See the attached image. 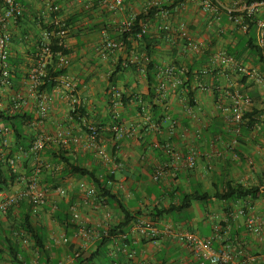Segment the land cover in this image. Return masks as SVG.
<instances>
[{"label":"crops","instance_id":"0c3cea01","mask_svg":"<svg viewBox=\"0 0 264 264\" xmlns=\"http://www.w3.org/2000/svg\"><path fill=\"white\" fill-rule=\"evenodd\" d=\"M154 1L157 6L153 8L158 9L156 22L147 24L146 28L151 33L164 36L156 45L153 57L159 64L156 91L159 93L160 86H163L167 95L165 100L157 97L156 111L147 102L144 103L142 112L137 109L135 101L127 107H114V88L109 78L120 57L125 58L126 53L122 49L106 56L102 53L105 37L113 38L109 29L119 33L124 21L129 20L133 14L152 8L146 0H125L121 11L106 10L104 21L108 25L107 30L75 35L74 29L77 25H72V36L67 40L73 45L74 51L70 55L71 62L67 67L66 77L76 86L77 96L82 100L89 116V119L84 117L81 120L82 126L89 121L102 127V140L111 152L113 139L110 131L113 125L120 121L127 131L113 154L122 162L123 167L114 175L112 188L136 218L143 217L140 216L141 213L153 209L164 210L171 205H179L185 194L196 190L214 192L216 189L222 190L227 182L259 185L264 181V69L262 64L250 55L248 44L251 35L233 24L224 11L219 19H215L196 3L173 7L174 0ZM220 1L226 3L231 0ZM40 2L39 6H34L32 0H25V5H29L26 18L20 21L9 20L7 25L12 36L13 72L21 71L25 78L37 60L38 43L42 37L41 24L38 22L42 21L45 26L52 23L50 15L43 8L44 0ZM96 3L100 5L99 2ZM68 7H71L69 11ZM100 7L103 8L101 5ZM64 8L67 19L72 15L82 14L86 9L81 0H74L73 6L70 4ZM101 9L96 11L98 16ZM261 13L264 14V8ZM79 20L80 23L87 22L83 16H80ZM164 25L169 26V30L162 31L160 28ZM189 40L203 44L204 50H193ZM217 53L235 57L253 70L255 75H243L220 63L214 64L213 58ZM128 60L135 62L138 55L132 54ZM170 67L176 69L174 74L168 72ZM188 68H192L195 75V81L192 83L196 94L194 107L189 104L186 91L181 89L182 85L176 84V79H183ZM181 69L185 72L182 73ZM260 76L262 80L259 79ZM18 86L12 82L8 87L0 88L2 110H7L8 100L14 93L25 90L26 79ZM149 88L144 66L129 69L115 87L129 95L147 94ZM235 91L251 96L254 101L245 112L246 120L240 134L234 132V127L228 122V114L223 110L232 105L231 93ZM66 92L64 86L43 92L51 98L53 105L48 123L41 126V132L48 136L49 142L59 143L56 136L60 124L66 123L72 127L77 123L73 122L70 116L71 107ZM35 102L36 99L30 97V105L26 109L33 117L37 116ZM74 133L80 136L81 140L75 143V149L70 151L71 156L75 160H85L88 167L95 168L101 175L111 174L113 164L104 163L94 151L86 149L87 134L83 129ZM64 145L68 146L70 143ZM193 151L198 153L196 167L187 170L181 168L178 158L184 160ZM234 153H238L240 158L236 159ZM24 163L32 173L35 169L34 159ZM40 175L44 182L46 174ZM82 180L92 184L88 179L76 178L60 184L68 190L66 198H57L50 192V199L58 202H50L34 214L35 218L42 223L47 220L45 211L55 214L59 208L57 211L53 210V204L60 207L64 204L69 206L74 202L82 203L85 196V191L79 186ZM20 186L17 183L8 192L15 191ZM44 186L51 189L55 187L49 184ZM81 209L84 217L95 227L103 222L108 210L113 215L110 224L114 225L118 220V209L111 204H106L103 210H95L90 205L82 206ZM18 212L16 207L13 210L15 219H18ZM250 215L264 221V187L257 199L193 202L187 211L173 215L164 214L158 217L155 223L161 230L172 227L214 238L216 250H228L234 260L240 263L264 264V235L257 236L249 230L247 218ZM2 218L0 214L1 222L4 221ZM8 220L11 223V220ZM9 222L2 224L10 225ZM44 234L51 243L50 230L45 229ZM129 237L134 240L136 255L133 261L136 264H200L193 247L167 235L161 237L158 245L139 236ZM78 245L76 241L75 250ZM94 246L95 243L90 245L86 252ZM47 247L54 248L52 258H55L56 246L47 243ZM62 248H58L64 260L62 264H70L73 259L68 250ZM110 250L114 258L118 257V248L115 245L110 246ZM25 251L28 255L32 252ZM251 255H257L258 261L248 262L247 259ZM5 262L6 260H0V264Z\"/></svg>","mask_w":264,"mask_h":264},{"label":"built area","instance_id":"2783aa9c","mask_svg":"<svg viewBox=\"0 0 264 264\" xmlns=\"http://www.w3.org/2000/svg\"><path fill=\"white\" fill-rule=\"evenodd\" d=\"M85 8H91L95 2H99L100 5L108 11L119 12L123 9L125 0H81ZM150 7H156L157 2L154 0H146ZM25 0H6L7 10L4 15L0 16V88H6L11 85V77L13 73L12 62V36L7 29L8 21H18L24 14ZM190 3L198 4L202 10L212 16L215 19L221 17V12L224 11L230 21L238 26L243 32L247 33L249 29V20L256 23L258 28V44L264 48V14L261 10L264 8V2H252L251 0H231L226 3L220 0H185L180 7H183ZM44 9L47 14L50 15L52 23L48 25L51 29H42V37L38 43V55L37 60L33 66L30 67L26 78V87L23 91H17L8 100V110L10 113L19 112L20 110L26 111L30 105V97L35 98V110L37 113V122L33 124L42 126L48 123L53 105L51 98L39 92L40 86L43 84L44 79L49 75L55 58L58 59L56 67L67 68L70 64V55L74 51L73 45L67 40L72 36V25L69 24L68 19L62 13L63 7L56 0H44ZM151 9V8H150ZM149 10V8H148ZM147 10V11H148ZM137 13L133 14L131 18L124 21L121 27V31H128L133 27L134 20ZM143 32L146 31V26L143 25ZM162 31L169 30V26L164 25L160 28ZM107 36V35H106ZM59 40V46L62 47L63 52L54 50V43ZM190 46L195 51H203L204 45L201 43H194L189 40ZM123 47L122 42H117L111 39L109 36L105 37L102 53L104 56L110 53L116 52ZM67 52V53H66ZM213 63H220L227 68H233L235 71L243 75L254 76V71L245 66L240 60L233 56H229L224 53H217L213 58ZM182 73L184 69L180 70ZM170 74H174L176 69L170 67L168 69ZM261 77V76H260ZM259 79H263L262 77ZM182 79L177 78L176 84H182ZM58 86H64L66 89V95L71 107V110H75L83 106L82 100L77 96L76 86L68 80L66 76L58 78ZM160 97L162 100L167 98L164 92V87L160 86ZM121 91L114 88V107L122 105L120 101ZM233 99L232 105L223 108L224 112L228 114V122L234 127V132L240 134L245 124V112L253 105V98L247 94H243L240 91L231 93ZM3 100L0 98V106ZM84 125L87 129V144L86 149L92 150L96 155L106 164H113L110 170V175H116L123 167L122 162L113 155L108 146L102 140L103 128L99 125L86 121ZM81 123H76L72 127L66 123L60 124L57 127V139L59 143H79L80 136L74 133V131L82 130L84 127ZM111 131L116 136L117 147L119 143L126 136V129L120 121H117ZM49 142L48 136L42 131L41 133H35L32 136L30 148L27 151L19 150L15 153L11 159L8 160L12 170L17 175V183L21 185L15 191H4L0 193V214H7L11 209L16 208L21 203L29 202L34 207V214H37L40 209L50 204V195L57 198L68 197V190L62 185L55 186L54 188H48L41 185L40 173L43 168L53 170L54 173L58 172L62 168V164H55L46 162L42 157L43 151ZM13 143V130L11 127L0 123V159L5 160V152L10 149ZM236 159L240 158L238 153H234ZM33 160L35 163V169L32 173H29L24 162L26 160ZM198 159V153L191 152L184 160L178 158L180 161V167L187 170L196 167ZM79 186L85 191V196L82 203H71L69 209L72 215V222L77 225L78 230L73 236L79 243L77 250H75V258H79L90 245L95 243L103 236L109 234V228L111 226L110 221L113 217L111 211L105 212L104 220L99 224V228L91 225L82 213V206L90 205L95 210H103L106 205L104 199L99 198L98 190L95 185L88 183V181H80ZM52 209L57 211L58 206L52 205ZM247 225L250 231L257 236L264 235V221L256 216L250 215L247 218ZM128 235L139 236L140 238L149 240L151 243L158 245L162 236H169L171 239L177 240L183 244L190 245L197 253L200 264H244L234 260V257L226 249L216 250L214 247V238L198 235L189 230H177L172 227H167L165 230H161L157 224L150 218L137 217L131 227L128 230ZM124 252L125 249H124ZM136 255V251L133 250L130 254L126 253V259L118 261L115 264H136L133 259ZM259 257L257 255H251L247 261L254 263L257 262Z\"/></svg>","mask_w":264,"mask_h":264},{"label":"trees","instance_id":"16d2710c","mask_svg":"<svg viewBox=\"0 0 264 264\" xmlns=\"http://www.w3.org/2000/svg\"><path fill=\"white\" fill-rule=\"evenodd\" d=\"M184 1L185 0H174L173 7H180ZM251 1L264 2V0ZM28 6V4L25 5L24 14L20 17L19 21L26 18V9ZM7 7L6 0H0V16L4 15ZM97 9L100 10L101 7L95 2L91 8L84 9L82 14L72 15L68 19L70 25H77L76 29H74L75 35H80L82 32H98L108 29V25L104 21L107 11L102 8L99 12V17L96 12ZM157 11L158 9L151 8L146 12L138 13L134 20L133 27L128 31L116 33L113 32L111 28L109 29L110 33L113 34V38L111 39L117 42H122L123 47L120 49L124 50L126 53L125 58L120 57L116 69L109 78L112 88L117 86L121 77H123L129 69H135L140 66H144L145 68L150 86L148 93L143 95H129L126 92H121L120 97V101L124 107H127L132 101H135L137 109L140 112L143 111V105L145 102L156 111L158 106L156 104L157 97H160V92L158 93L155 87L159 64L154 60L153 56L156 45L160 40H163L164 36L151 33L147 29L143 32L142 28L143 25L148 26L147 24H153L156 22L155 16ZM80 16H83L87 22L80 23ZM38 23L41 24V31L42 29H51L49 26L42 25V21H39ZM247 33L252 37L248 44L250 55L254 60H257L262 64V68L264 69V48L257 42V25L255 22L249 20V29ZM25 35L30 36L28 33H25ZM59 43V40L55 41L54 50L63 52ZM132 54L138 55L137 61L130 62L128 60ZM57 63L58 59L55 58L53 67L51 68L49 75L44 79L43 84L40 86L39 92L43 93L45 91L49 92L53 90L59 85L58 78L61 76H67V68L62 69L56 67ZM25 79L26 78L21 71L13 72L10 80L11 85L12 82H14L15 85L18 86L21 81H24ZM181 81V89L182 91H186V97L189 104L194 107L196 105V94L192 85L195 81V75L192 68L187 69V72ZM86 113L87 111L85 107L82 106L75 110H71L70 116L72 117L73 122L81 123V120H83L84 117L89 119V116H87ZM37 119V116L33 117V114L24 110L10 113L8 108L7 110H2L0 108V123L11 127L13 130L12 146L5 152V160L0 159V193L10 190L17 184V175L12 170L8 160L19 150H29L32 136L35 133H41V126H33V124L37 122ZM82 129L87 134L86 127L84 126ZM110 132L113 139L112 153L114 154L117 150L116 136L112 131ZM73 149H75V143H70L68 146L54 141L47 143L42 158H46L47 160L45 161H48L49 163L62 164V168L56 173L51 169L43 168L41 172L46 174V183L58 186L72 178L88 179L97 188L99 198L104 199L106 204H111L116 207L119 215L116 224L110 226L109 234L107 236H103L97 240L92 250L84 252L79 258H75L74 244L70 243L69 239L76 234L78 227L72 222V215L69 206L67 204L60 205V207H58L59 210L54 215L55 220L58 221L66 233L67 241L65 248L73 259L70 264H115L118 261H123L125 260L126 253L130 254L134 250V240L129 237L128 230L136 219V215L122 203L118 195L113 191L112 183L114 181V176L110 174L107 176L101 175L95 168L88 167L85 160H75L70 154V151ZM263 187L264 181L259 185H241L227 182L222 190L216 189L214 192L196 190L185 194L179 205H171L164 210L153 209L139 215L149 216L154 222H156L158 217L164 214L173 215L178 212L187 211L193 202L210 203L216 200L257 199L261 196ZM17 209L19 211L18 219H15V214L13 212L11 213L12 209L9 211V218L13 224L11 225V229L3 230L0 221V260H6L9 264H30V255L26 253L22 243L30 242L33 244V249L39 254V264H54L52 258L54 248L47 247V243L50 241L47 235L45 236L44 234L45 229L43 224L35 218L33 205L29 202H24L17 206ZM51 244L55 245L52 241ZM112 245H115L118 248L116 253L118 257L116 258L111 254L110 246ZM124 249L126 252H124ZM55 251L57 250L55 249Z\"/></svg>","mask_w":264,"mask_h":264},{"label":"rangeland","instance_id":"374dc122","mask_svg":"<svg viewBox=\"0 0 264 264\" xmlns=\"http://www.w3.org/2000/svg\"><path fill=\"white\" fill-rule=\"evenodd\" d=\"M32 1L34 2L33 3L34 6L35 5L39 6L40 3H41L40 2L41 0H32ZM56 1L62 5V7H63L62 13L64 14V16H65V12H66L64 6L66 7V5H70V4L73 6V4H74V0H56ZM70 9H71V7H68V11ZM40 182H41L42 186L47 185L45 180H44V182H43V180H41V177H40ZM44 187H46V186H44ZM50 202H52V203L53 202H58V200H55V199L52 198V199H50ZM13 210L14 209L11 210V213L13 212ZM45 212L47 214V220L42 221V224H43L44 229H49L50 230V232H51L50 236H52L51 240L56 245L55 249L57 250V251L54 252L55 258H53V260H54L55 264H62L64 262V260L61 258V256H60V252L61 251L59 252V250L60 249L62 250L63 249L62 247H65V245H66V241H67V238L65 236L66 234L64 235L65 231L59 225L58 221L55 220V215L53 213H51V212H48V210L45 211ZM9 215H10V212H8L7 214H2V216H3L2 220H4V221H2L3 223L6 224L7 221L9 222V220H8V219H10ZM11 225H13L12 222L10 223V225H3L2 224L1 228H3V230H5V229L9 230V229L12 228ZM69 242L74 244V246H75L74 249H75L76 248L75 239H69ZM22 243H23V246H24L25 250H27V251L31 250L32 251L31 254H30V258H29V263L30 264H39V254L37 252L34 254V252L36 250L33 249V244H31L30 242H22ZM48 243H49V245H52L50 242H48ZM58 248H60V249L58 250ZM5 264H6V262H5Z\"/></svg>","mask_w":264,"mask_h":264}]
</instances>
